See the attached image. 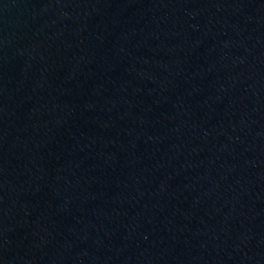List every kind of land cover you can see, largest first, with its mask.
Wrapping results in <instances>:
<instances>
[{
	"label": "water",
	"instance_id": "95a60500",
	"mask_svg": "<svg viewBox=\"0 0 264 264\" xmlns=\"http://www.w3.org/2000/svg\"><path fill=\"white\" fill-rule=\"evenodd\" d=\"M0 264H264V0H0Z\"/></svg>",
	"mask_w": 264,
	"mask_h": 264
}]
</instances>
